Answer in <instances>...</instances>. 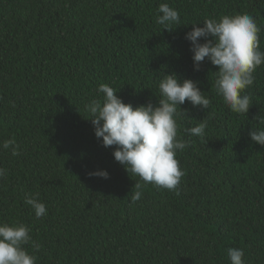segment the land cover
<instances>
[{
	"label": "trees",
	"instance_id": "1",
	"mask_svg": "<svg viewBox=\"0 0 264 264\" xmlns=\"http://www.w3.org/2000/svg\"><path fill=\"white\" fill-rule=\"evenodd\" d=\"M161 3L178 10L179 25L156 23ZM245 13L264 51V0H0V144L14 139L19 152L0 148V222L30 228L35 264H230L229 248L264 264V145L249 136L264 129V65L245 90L248 113L237 114L215 90L218 68L206 59L194 71L185 39L194 23ZM170 73L211 100L177 109L187 147L175 191L126 172L85 110L101 83L133 107L156 106ZM201 121L205 135H191ZM137 182L143 195L132 202ZM29 195L47 215L35 216Z\"/></svg>",
	"mask_w": 264,
	"mask_h": 264
},
{
	"label": "clouds",
	"instance_id": "2",
	"mask_svg": "<svg viewBox=\"0 0 264 264\" xmlns=\"http://www.w3.org/2000/svg\"><path fill=\"white\" fill-rule=\"evenodd\" d=\"M156 23L169 30L172 25L180 24L178 10L168 3L158 6ZM192 24L191 31L185 34L193 53V69L199 71L207 59L218 68L215 72V90L223 98L228 108L237 114H247L251 103L250 95L245 90L253 85L254 73L264 65V51L260 50L258 33L254 18L249 14L224 15L219 19L209 18ZM203 38L204 42H201ZM160 98L154 106L151 102L133 107L125 103L117 90L106 83L97 88L99 99L91 100L85 110L89 113L94 134L102 138L104 147L116 146L113 151L115 161L125 171L138 176L145 183H152L158 188L175 191L184 175L176 159L177 151H183L187 144L177 138V109L187 101L193 107L207 109L211 100L207 98L192 79L181 80L177 74H163L159 80ZM207 125L201 121L188 129L191 135L203 137ZM252 141L264 145V129L252 128L249 132ZM0 148L19 154L14 139H7ZM6 169L0 167V179L6 176ZM104 179L109 178L107 170L89 173ZM140 183L131 197L132 202L139 201L143 193ZM27 205L40 218L47 215L46 205L38 196H26ZM39 251L40 245L32 240L30 228L23 223L9 224L0 222V264H35L36 258L25 245ZM230 264H244V250L229 248L227 252Z\"/></svg>",
	"mask_w": 264,
	"mask_h": 264
}]
</instances>
